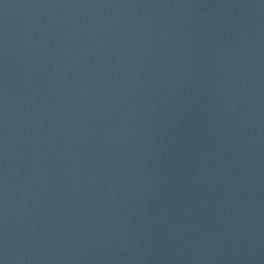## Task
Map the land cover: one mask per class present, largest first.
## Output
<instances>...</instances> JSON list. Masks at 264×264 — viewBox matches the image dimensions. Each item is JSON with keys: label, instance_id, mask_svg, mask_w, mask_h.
<instances>
[{"label": "water", "instance_id": "95a60500", "mask_svg": "<svg viewBox=\"0 0 264 264\" xmlns=\"http://www.w3.org/2000/svg\"><path fill=\"white\" fill-rule=\"evenodd\" d=\"M0 264H264V0H0Z\"/></svg>", "mask_w": 264, "mask_h": 264}]
</instances>
